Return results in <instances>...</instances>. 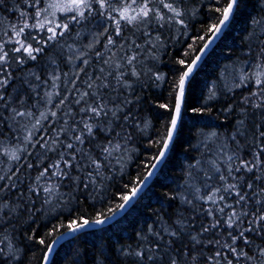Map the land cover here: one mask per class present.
Listing matches in <instances>:
<instances>
[{"label":"snow or ice","instance_id":"snow-or-ice-1","mask_svg":"<svg viewBox=\"0 0 264 264\" xmlns=\"http://www.w3.org/2000/svg\"><path fill=\"white\" fill-rule=\"evenodd\" d=\"M238 7L239 0H210L208 10L216 15L205 35L197 37L203 44L190 60L176 61L180 67L169 92L171 101L157 104L169 115L158 138L150 142L155 155L143 162L141 175L122 184L126 191L112 192L117 174L124 175L135 151L134 133L150 126L140 117V91L149 81L157 86L165 81L159 72L146 70L147 61L155 62L165 46L161 29L186 30V17L196 12L189 13L185 0H0V9L16 14L14 20L0 14V129L10 121V135L0 131V158H5L0 165L9 164L6 171L0 168V225L6 228L13 217L18 221L25 213H80L66 225L63 220L53 224L46 236L54 238L39 264H51L62 238L102 230L131 210L182 131L193 73ZM93 22L99 30L89 32ZM251 26L253 70L241 72L227 91L249 83L254 87L238 108L231 102L225 105L227 113H239L229 136L221 140L215 131L202 134L200 147L206 152L189 166L186 191L179 197L189 214L180 212L171 222L161 219L137 233L135 247L116 248L113 255L119 264H264V17L252 20ZM85 35L93 38L77 46ZM252 51L250 46L248 54ZM45 56L46 63L38 67ZM93 58L97 67L87 71ZM61 61L71 66V78L69 72L61 73ZM217 95L213 86L207 101ZM29 99L34 102L24 107ZM210 106L189 111L203 115ZM33 156L35 162L29 159ZM33 167L38 169L34 181L19 188L24 184L20 177L30 175ZM82 198L91 201L93 209L100 206L93 216L77 206ZM37 200L40 208L35 207ZM29 239L46 244L35 233ZM21 257L10 237L0 240V264H20Z\"/></svg>","mask_w":264,"mask_h":264},{"label":"trees","instance_id":"trees-1","mask_svg":"<svg viewBox=\"0 0 264 264\" xmlns=\"http://www.w3.org/2000/svg\"><path fill=\"white\" fill-rule=\"evenodd\" d=\"M185 4L189 13L196 12L195 15L190 14L186 17L187 29L180 31H176L175 28L172 31L161 29L165 46L161 49L155 62L147 61L146 70L151 68L152 71L159 72L165 77V81L158 82L159 86L149 81L140 91V95L143 97V102L140 105V117L150 121V126L142 134L134 133L133 148L135 151L131 153V159L124 168V175L121 177L117 174V183L111 189L112 192L117 189L126 191L122 188V184L129 183L141 175L144 171L143 162L155 155L157 149L152 147L150 142L158 138L169 115V113L159 109L157 104L171 101L169 92L172 81L176 78L177 70L180 67L176 61L178 59L190 60L199 51L203 41L197 40V37L205 35L207 25L213 22L211 17L216 15L208 10L210 0H185ZM197 9L199 11H196ZM0 14L7 16L8 20H14L16 16L15 13L7 12L4 9H0ZM262 17H264V0H239V7L230 25L189 81L182 131L174 141L171 151L149 187L134 203L131 210L117 219L114 224L107 225L102 230L82 232L75 238L63 242L53 254L51 264H94L95 260H103L104 264H119V260L113 255V251L121 245L135 247L137 233L146 231L149 225L155 227L161 219L171 222L180 212H184L185 215L189 214L179 199L186 191L187 170L192 163L201 160L202 154L206 152L205 148L200 147L201 141L205 138L202 134L215 131L223 140L233 131V122L239 113L235 110L232 113H227L225 105L231 102L234 109L238 108L242 96L248 95L249 89L253 88L254 85L249 83L246 88H235L229 92L227 91L229 88L228 81L225 77L223 78V73L228 67H236L242 72L253 70L249 67V63L254 64L255 62V45L249 41L248 34L252 30L251 21L259 20ZM98 30L95 22L89 25V32ZM256 30L259 32V27ZM182 32L185 34L182 35ZM73 35L75 34L73 33ZM92 38L91 35L82 36L77 41V46L86 44ZM68 42L71 43L72 41L69 40ZM102 44L103 41L97 47L102 48ZM250 46L253 49L251 55L248 54ZM185 52L190 53V55L185 56ZM47 59L48 57L45 56L38 67L46 63ZM94 67L97 65L93 58L87 71H91ZM60 71L61 73L69 72V78H71V66L63 61L60 62ZM41 75L43 78L44 73L42 72ZM16 83L19 86V81ZM213 86L217 90V99L208 102L209 90ZM60 91L63 93V88ZM41 94H43L42 90ZM33 102L32 99H29L24 107H30ZM209 104L211 105L209 111L203 115L194 116L189 111L193 107H209ZM17 106L19 107V105ZM41 110L43 109L41 108ZM4 115H7V112ZM9 122L5 121L4 128L0 129L6 135H10L6 127ZM3 143L7 144V141H3ZM49 155L53 154L50 153ZM29 159L35 162L34 156ZM46 163H48L47 159L44 160V164ZM8 167L9 164L7 163L0 165L4 171ZM28 171H30V175L20 177L24 180V184L19 185V188L26 189L28 183L34 181L38 169L33 167ZM61 191L66 192L67 189L62 188ZM6 195L13 201L16 199L12 193ZM173 197L177 198L173 199ZM90 204L91 201L82 198L77 206L91 217L99 210L100 206L97 205V208L93 209ZM35 207H41L39 200L36 201ZM47 207L45 206V208ZM78 215L80 213L70 215L67 211L61 215L60 209L52 212L45 211L43 215L40 212H36L34 215L25 213L18 221L16 217H13L6 228L0 225V240H3L5 236L10 237V242L21 249L20 264H39L47 243H50L54 238L46 236L53 224L63 220L66 225L70 219ZM62 231H66V229H62ZM30 233H35L37 238H45L46 244L40 245L29 239ZM7 242L5 240V243ZM101 253L104 255L101 256ZM105 257L109 259H105Z\"/></svg>","mask_w":264,"mask_h":264},{"label":"water","instance_id":"water-1","mask_svg":"<svg viewBox=\"0 0 264 264\" xmlns=\"http://www.w3.org/2000/svg\"><path fill=\"white\" fill-rule=\"evenodd\" d=\"M225 31V30H224ZM224 33V32H223ZM223 35V34H222ZM221 35V36H222ZM221 36L218 38V39H216L215 40V42L210 46V48L207 50V53H206V55H204L203 56V58H202V60L200 61V63H199V66L201 65V63L203 62V60L205 59V57L207 56V54L211 51V49L216 45V43L219 41V39L221 38ZM198 66V67H199ZM198 67L196 68V70H195V72L197 71V69H198ZM195 72L193 73V75L195 74ZM163 164V163H162ZM162 164L159 166V169H160V167L162 166ZM159 169H158V171H159ZM158 171L156 172V174L158 173ZM156 174L151 178V180H150V182L148 183V185H147V187L143 190V192L149 187V185H150V183L152 182V180L154 179V177L156 176ZM142 192V193H143ZM142 193H141V195H142ZM140 195V196H141ZM139 196V197H140ZM139 197L137 198V200L139 199ZM136 200V201H137ZM119 219V218H118ZM80 234V233H79ZM78 234H76V236H77ZM71 238H73L71 235H69L67 238H62L58 243H57V245L55 246V249H54V252H53V254L55 253V251H56V249L63 243V242H65V241H67V240H69V239H71ZM53 254L51 255V257H50V260H51V258H52V256H53Z\"/></svg>","mask_w":264,"mask_h":264},{"label":"rangeland","instance_id":"rangeland-1","mask_svg":"<svg viewBox=\"0 0 264 264\" xmlns=\"http://www.w3.org/2000/svg\"><path fill=\"white\" fill-rule=\"evenodd\" d=\"M241 72L242 70L237 69L236 67L226 68L225 72L223 73V78L225 77V79H227L228 87L232 86L236 82Z\"/></svg>","mask_w":264,"mask_h":264}]
</instances>
